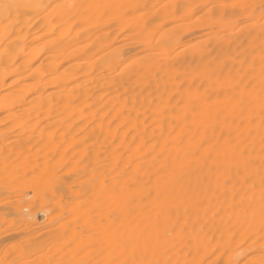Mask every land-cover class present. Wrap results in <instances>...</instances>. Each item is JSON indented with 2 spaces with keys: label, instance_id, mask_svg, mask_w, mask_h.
<instances>
[{
  "label": "bare ground",
  "instance_id": "obj_1",
  "mask_svg": "<svg viewBox=\"0 0 264 264\" xmlns=\"http://www.w3.org/2000/svg\"><path fill=\"white\" fill-rule=\"evenodd\" d=\"M0 264H264V0H0Z\"/></svg>",
  "mask_w": 264,
  "mask_h": 264
}]
</instances>
